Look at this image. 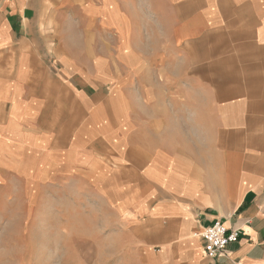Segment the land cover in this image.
<instances>
[{
	"label": "crops",
	"instance_id": "obj_1",
	"mask_svg": "<svg viewBox=\"0 0 264 264\" xmlns=\"http://www.w3.org/2000/svg\"><path fill=\"white\" fill-rule=\"evenodd\" d=\"M7 173L138 264H264V0H0ZM215 219L240 236L210 260Z\"/></svg>",
	"mask_w": 264,
	"mask_h": 264
},
{
	"label": "rangeland",
	"instance_id": "obj_2",
	"mask_svg": "<svg viewBox=\"0 0 264 264\" xmlns=\"http://www.w3.org/2000/svg\"><path fill=\"white\" fill-rule=\"evenodd\" d=\"M163 46L156 43L159 57ZM157 61L160 67L164 60ZM154 84L163 89V78ZM156 93L164 97L163 91ZM219 125L222 146L227 140L224 124ZM178 127L171 129L178 132ZM204 142L215 145L211 139ZM54 189L23 186V178L13 173L0 180V264H138L122 249L126 240L116 233L117 226L100 227L101 219L89 217L82 207L73 211L67 203L54 202Z\"/></svg>",
	"mask_w": 264,
	"mask_h": 264
},
{
	"label": "built area",
	"instance_id": "obj_3",
	"mask_svg": "<svg viewBox=\"0 0 264 264\" xmlns=\"http://www.w3.org/2000/svg\"><path fill=\"white\" fill-rule=\"evenodd\" d=\"M204 241V255L213 260L217 257L226 255V247L230 243H234L239 239V228H227L224 223L219 220H213L199 233Z\"/></svg>",
	"mask_w": 264,
	"mask_h": 264
},
{
	"label": "bare ground",
	"instance_id": "obj_4",
	"mask_svg": "<svg viewBox=\"0 0 264 264\" xmlns=\"http://www.w3.org/2000/svg\"><path fill=\"white\" fill-rule=\"evenodd\" d=\"M101 52V51H100ZM2 95H4V94H2ZM4 97V96H3ZM206 181V180H205Z\"/></svg>",
	"mask_w": 264,
	"mask_h": 264
}]
</instances>
